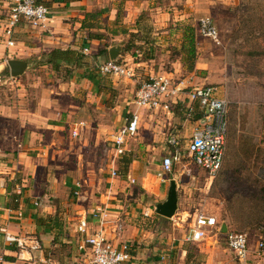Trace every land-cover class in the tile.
I'll return each mask as SVG.
<instances>
[{
    "label": "crops",
    "instance_id": "1",
    "mask_svg": "<svg viewBox=\"0 0 264 264\" xmlns=\"http://www.w3.org/2000/svg\"><path fill=\"white\" fill-rule=\"evenodd\" d=\"M36 1L46 7L45 23L42 27L33 28L20 21L13 29V44L8 47L2 35V19L7 15L10 0H0V86H5L0 90V241L4 259L14 264H87L86 253L77 250L82 235L74 231L77 219L85 214L89 231L100 230L115 247L127 244L137 264H148L160 254H164L170 264H187L192 255L193 258L204 259L205 264L208 261L220 263L223 251L221 237L224 236L226 245L228 230V224L222 220L223 212H226L222 204L224 198L217 188L224 184L222 171L216 177H207L208 183L199 189L201 193H189L187 199L181 197L184 187L177 182L172 170L162 177V181L158 176L161 158L169 156L173 150L167 141L174 139L179 145L181 140L189 139L201 118L186 117L184 109L188 101L184 98L170 111H163L137 108L133 104V95L140 83L158 74L176 77L186 71L199 84L219 83L220 76L211 74L213 66L219 62L201 49L204 42L198 38L194 22L204 16L211 18L214 25L215 22H226L229 16L232 18L229 6L234 0ZM86 13L93 15L92 20L85 17ZM100 20L105 25L101 26ZM185 25L194 29L195 56L191 71L185 68L186 57L180 51V37ZM101 34L108 35L111 43L108 44ZM129 35H133L132 42L129 50L123 53L122 47L127 42L125 37ZM121 41L122 44L114 43ZM111 49H117L112 60L129 68L132 78L98 74L96 66L111 60ZM52 51L61 54L49 56ZM8 60L26 64L20 76L10 77L6 65ZM90 77H98L97 83L91 82ZM106 79L119 93L118 106L114 108L118 112L113 121L114 131L134 113L138 116L137 132L127 140L124 154L114 155L106 179H101L100 169L96 177L83 167L73 170L66 165L68 169H61L63 164L58 155L62 150L57 148L62 142L57 139L56 132L67 128L68 138H75L70 134L72 127L81 122L83 127L76 137L82 139V144L96 145L101 141L104 98L109 93L116 95L105 83ZM222 97L225 98L224 95ZM192 106L196 113L197 106ZM132 141L137 147L136 152L129 149ZM49 149L51 157L46 159ZM150 152L155 160L158 159V165L147 167L142 160ZM135 153L138 155L133 159ZM122 158L128 159L129 163L125 173L119 176L117 171ZM223 163H226L224 155ZM111 171L116 175L111 176ZM73 173H85L87 177L95 178L91 183L81 185L79 196H73L74 183L78 181H70V198L61 199L59 193L64 192L62 184L67 183L66 179ZM171 180L176 191L174 214L164 218L154 212L158 218L151 225L153 219L148 220L151 216L149 206L165 200ZM133 184L137 188L131 189ZM10 194H14V200L10 199ZM195 195L201 197L196 199L198 203H210L212 207L206 210L203 206L193 217L196 213L214 217L216 225L207 228L202 239L186 242V234L180 235L178 228L183 215L188 216L189 209L196 208L193 202L190 204V197ZM186 200L188 208L185 207ZM96 210L104 211L106 218L93 220L90 213ZM55 214V228H50L46 221H37V218ZM167 221L173 222V228H163V223L168 225ZM118 222L121 231L116 235L114 226ZM221 225L225 226L224 233ZM13 237L23 239L26 250L19 251L14 242L8 244L7 239ZM54 238L56 244L52 243ZM35 243L38 249L30 250ZM64 246L66 255L51 252ZM225 250L233 261L226 246ZM51 253L52 257L58 256L55 258L57 262L47 258Z\"/></svg>",
    "mask_w": 264,
    "mask_h": 264
},
{
    "label": "rangeland",
    "instance_id": "2",
    "mask_svg": "<svg viewBox=\"0 0 264 264\" xmlns=\"http://www.w3.org/2000/svg\"><path fill=\"white\" fill-rule=\"evenodd\" d=\"M229 13L232 18L229 16L226 22H215L220 42L218 45L208 42L205 38L199 36L198 38L204 42L201 49L209 57L212 54L215 60L219 62V65L213 66L211 74L220 76L218 78L220 82L215 84L222 91L221 94L218 92V96L224 95L225 100L228 102L224 152L226 163L222 164L216 174L217 176L222 171L224 177V184L217 186L218 193H221L224 198L222 204L226 207L222 220L228 224V232L240 233L246 237L248 249L251 251L254 249V241L259 236L264 235V117L262 114L264 109V0H234L229 6ZM100 22L101 26L105 25L103 20H100ZM145 25L148 26L149 24ZM101 35L105 36L108 44L111 43L108 41V35ZM125 38L128 40L132 37L129 35ZM123 41L114 43L122 44ZM188 74L189 72L184 71L178 75L179 77L175 78H184ZM192 81L194 85H202L195 82L194 77H192ZM109 82V79L105 80L109 89L115 91L116 95L109 93L104 98V113H101V129L102 127L104 129L101 130V141L98 144H82V139H79V136L68 138L67 128L55 133L57 139L62 142L57 148V150H62L58 155L61 164H63L61 169H65L66 165H70L73 170L83 167L94 176L98 174L100 169L101 179L107 178L109 165L113 161L114 155H116L111 139L113 132H115L113 121L118 112L114 108L118 106L116 102L119 95L116 90L111 88ZM4 87L0 86V90ZM178 115L181 117L180 113ZM47 138L51 139V137ZM187 141L188 138L180 141L178 148L183 152L184 159L179 164H175L172 169L177 182L184 187V191L181 192V197L184 199H187L189 193L191 195H194V193L200 194L199 189L208 183L204 171L197 169L196 166L194 167L186 156L185 146ZM129 145L130 151H137L135 142L132 141ZM52 148L54 147L52 146ZM75 150H77L76 153ZM126 155L132 159L131 154L127 153ZM137 155L135 153L133 159H136ZM161 156H159V159ZM50 157L51 150L49 149L46 159H50ZM142 162L147 167L158 165V159L153 158L152 152L144 157ZM182 166H185L186 169ZM122 173L123 165L120 164L117 175L121 176ZM95 177H87L85 173L81 175L73 173L71 177L66 179L67 183L62 184L64 192H60L59 196L61 199L70 198L72 193L70 181H78L81 185H86L91 183ZM130 187L134 189L137 188V185L133 184ZM44 195L50 196L49 194ZM197 198L201 197L196 195L190 197V204L193 202V206H196V208H190L188 216L183 215L181 227L178 228L180 235L187 233L192 223L193 214L197 210L203 206L206 210L212 207L210 203H198ZM152 201L158 200L153 199ZM186 201L185 207L188 208V200ZM155 204L153 202L149 206L151 216L148 217V220L153 219L151 225L155 224V218H158L153 209ZM167 223L168 225L163 223V228H173L172 221H167ZM225 246V238L222 235L220 247L223 251L220 263L208 261V264H234V260L232 261L227 254ZM51 252H54L53 254H67L65 246L57 247ZM52 256L51 253L47 258L57 262L55 258H58V256ZM187 262V264L206 263L202 258H193V255ZM235 264L237 263L235 262Z\"/></svg>",
    "mask_w": 264,
    "mask_h": 264
},
{
    "label": "built area",
    "instance_id": "3",
    "mask_svg": "<svg viewBox=\"0 0 264 264\" xmlns=\"http://www.w3.org/2000/svg\"><path fill=\"white\" fill-rule=\"evenodd\" d=\"M46 19V7L36 0H10L7 15L2 19V35L5 38L6 46H12L13 29L20 21L35 28L42 27ZM196 31L200 37L207 39L212 44L219 43L218 31L211 18L204 16L197 19ZM83 51L86 52V50ZM96 70L101 76L132 78V71L117 61H104L96 66ZM192 77L190 74L184 78H175L168 74L149 77L135 89L133 104L137 108L170 111L173 105L184 98L188 101V106L184 109L187 118L193 117L192 104L196 105L197 112L201 115L200 124L193 128L185 146V153L194 166L202 169L208 178H213L220 170L223 161L228 102L225 98L218 96L217 86L194 85ZM262 114L264 117V109ZM81 127H83L81 122L75 123L70 133L71 136L76 137ZM137 129L138 116L132 113L125 123L116 130L111 142L118 157L124 154L127 140L135 136ZM167 142L173 147V150L169 156H163L160 160L158 176L161 181L164 175L171 173L173 164H179L183 159V152L178 148L177 141L169 139ZM115 175V171H111V176ZM80 188L81 184L75 182L73 196H79ZM90 217L93 220H101L106 218V214L104 211L96 210L90 213ZM87 223L86 215L82 214L77 219L74 228L78 235H82L77 250L86 253L87 264H137L131 257L127 244L121 243L118 247L113 246L100 230L89 231ZM215 225L214 217L196 213L184 240L186 242L200 240L205 236V230L213 228ZM120 231L121 224L118 222L114 226V233L118 235ZM12 242L15 243L19 251H24L27 248L24 240L19 237L7 239L8 244ZM226 248L237 264H264V235L254 241V249L250 251L248 241L243 234L227 231ZM29 249L37 250V243ZM0 264H14L4 259L1 241ZM148 264L170 263L164 254H160Z\"/></svg>",
    "mask_w": 264,
    "mask_h": 264
},
{
    "label": "trees",
    "instance_id": "4",
    "mask_svg": "<svg viewBox=\"0 0 264 264\" xmlns=\"http://www.w3.org/2000/svg\"><path fill=\"white\" fill-rule=\"evenodd\" d=\"M85 17L87 18H93V15L90 14V13H86L85 14ZM117 18L115 19V22H116ZM124 31H121V34H123ZM134 35V34H133ZM133 35H130V36H133ZM90 36V35H89ZM91 37L93 38H97V39H101L100 37L98 36H93L91 35ZM181 47H180V51L183 52V54L185 55L186 57V69L187 71H191L192 70V63H193V59H194V56H195V47H194V29L193 27L189 26V25H185L183 26L182 28V33H181ZM132 42L131 39H128L127 42L125 43V45H123L122 47V51L123 53L124 52H127L130 48V43ZM56 54H61V52L59 51H52L50 55H56ZM118 62V61H117ZM91 80V82L93 83H97L98 81V77H90L89 78ZM173 109V108H172ZM194 120H197L200 117V114L199 113H195L193 114V117H192ZM121 163L123 165V172L125 173V170H126V166L128 165L129 163V160L122 158L121 160ZM10 199L11 200H14V194H10L9 195ZM39 200V199H38ZM38 204V203H37ZM46 221L48 223V225L50 226V228H55L56 225H57V218H56V214L53 216V217H44V218H37V221ZM38 223V222H37ZM56 238L53 239V244H56ZM39 244V242H38Z\"/></svg>",
    "mask_w": 264,
    "mask_h": 264
},
{
    "label": "water",
    "instance_id": "5",
    "mask_svg": "<svg viewBox=\"0 0 264 264\" xmlns=\"http://www.w3.org/2000/svg\"><path fill=\"white\" fill-rule=\"evenodd\" d=\"M117 49L109 50L110 61H113L116 55ZM7 68L9 70L10 77L20 76L25 70L26 64L19 60H8L6 62ZM176 209V191L174 181H169V186L167 189L166 198L162 203H157L154 207V212L164 218H170L174 214ZM221 232H225V226L221 225Z\"/></svg>",
    "mask_w": 264,
    "mask_h": 264
}]
</instances>
